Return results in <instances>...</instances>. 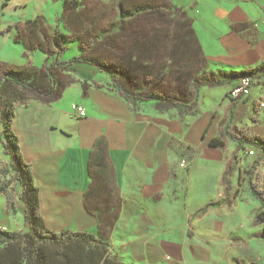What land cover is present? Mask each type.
Wrapping results in <instances>:
<instances>
[{"label":"crops","instance_id":"obj_1","mask_svg":"<svg viewBox=\"0 0 264 264\" xmlns=\"http://www.w3.org/2000/svg\"><path fill=\"white\" fill-rule=\"evenodd\" d=\"M83 2L75 7L67 0L66 6L52 16L53 24L48 28L56 62L64 63L84 53L90 56L92 36L96 38L101 34L106 49L114 47L118 38L129 45L133 36L137 42L131 48V56L125 59L133 68L126 65V69L132 70L135 77L139 75L141 69L136 58L141 51L137 50L141 44L136 35L139 27L108 24V20L103 19L95 30L90 26V0ZM135 9L121 16L129 22L141 11ZM212 12L208 13L212 15L211 28L203 32L210 66L230 73L249 70L264 62V36L260 39L258 35L259 32L264 35V24L260 23V19H264L263 8L245 13L242 20H252L253 26L245 24L228 39H220L219 33L227 30L239 14L228 12L224 20L225 13ZM36 16H24L20 21L0 18V33L7 31L12 37L9 50L0 40V66H43L50 61V55H46L42 46L47 38L39 24L51 20L46 21L43 12L39 20L32 21ZM15 43L20 46L14 47ZM229 45L228 54L220 50ZM68 67L60 68V78L55 82V86L60 83L59 95L55 99L49 102L33 98L27 105L16 106L13 121L22 152L32 164L44 225L52 230L93 233L109 243L111 253L129 264H187L190 259L188 224L198 228L201 236L216 237L233 216H226L236 166L235 150L226 146L227 138L232 137H226L224 146H212L209 141L220 136L224 129L235 132L228 131L221 121L209 123L208 116L203 114L189 124L186 140L195 152L187 154L191 165L186 175L189 190L182 213L185 218L180 214L175 216L174 188L170 185L175 162L174 128L163 117L150 118L141 107L126 100L122 92L126 89L115 87L113 77L120 82L128 78L127 74L124 77L123 73L84 61ZM254 75L259 77L258 84L253 83L235 100L237 104L244 98L241 105L249 115L253 114V120L237 116L235 122L244 123L242 128L264 137V107L256 105L259 98H264V74L257 71ZM77 102L86 109L83 117H78L71 109ZM235 103H231L229 111ZM237 148L253 149L259 154L253 146ZM228 167H231L229 188L224 190L223 174ZM260 168L263 170L262 166L254 169L251 163L245 171L247 180L248 171L253 182L255 171ZM213 202L221 204L198 214L201 208ZM18 209L15 214H8L6 196L0 194V229L28 230L24 207L19 217ZM180 217L185 219V227ZM97 225H101V234L96 232Z\"/></svg>","mask_w":264,"mask_h":264},{"label":"rangeland","instance_id":"obj_2","mask_svg":"<svg viewBox=\"0 0 264 264\" xmlns=\"http://www.w3.org/2000/svg\"><path fill=\"white\" fill-rule=\"evenodd\" d=\"M66 1L0 0V18L4 21H20L24 16L34 17L37 15L32 19V21H36L39 20L41 13L45 12L46 21L47 19L50 21L57 10L66 6ZM68 1L75 7L78 5L80 7L84 3V0ZM140 6L147 8L137 12L131 21L128 22L121 16L126 11ZM258 7L264 9V0H90V26L95 30L101 26L103 19L108 20V24L116 23L118 25L119 23L132 26L133 29L138 26L140 29L136 35L141 43L137 50L140 48L141 51L136 54V58L141 73L136 77L132 70L126 69L125 60L131 56V48L133 49L137 42L133 36L129 45L118 38L115 41V46L109 49L103 47L101 34L96 38L92 36L90 38V56L96 58L108 70L123 73L124 77L127 74L128 78L120 80V83L131 95L138 92L146 96L156 92L161 97L160 99L144 98L135 102L134 106L141 107L145 113L149 114L150 118L163 117L174 128L172 149L175 162L174 175L170 185L174 188L172 198L175 199L173 209L175 216L180 214L185 218L182 213L189 190L186 175L191 165L187 154L195 152L186 140L185 133L189 124L200 114H203L208 116L209 123L218 120L219 124L221 121L223 127L236 133L244 126V123L240 121L235 122L237 116L242 117L241 119L249 118V120L253 117V114L249 115L241 105L243 97L239 99L240 103L236 104L234 100L236 97L230 96V91L236 81L229 85V81H226L229 78V73L209 65L208 47L204 45L206 41L203 33L211 28L209 21L212 19V15L208 13L221 11V14L225 13L222 15L224 20L228 17L226 14L228 12L239 14L237 20L231 22L227 30L219 33L220 39H228L241 31L245 24L253 26L252 20L242 19L246 17L245 13L253 12V9ZM98 19L101 21L98 22ZM260 23L264 24L263 18L260 19ZM49 24H53V21L39 24L41 32L47 38L42 42V46L46 55H50L48 62L59 65L61 63L56 62V50L51 46ZM15 25L13 26L15 27ZM20 32L21 30L18 35ZM258 35L260 39L264 36L263 32H259ZM11 39L9 32L0 33V40L6 50L12 47L10 46ZM17 46L20 44L15 43L14 47ZM230 47V45L227 48L221 47L220 50L228 54ZM104 60L111 62L104 63ZM56 65L52 68L55 82L57 79L59 80L61 73L60 67ZM129 65L127 66L133 68L131 64ZM43 66L35 67L41 69ZM59 84L56 83L57 89L60 87ZM14 94L19 95L20 100L30 101L34 98L31 92L24 90L21 86L8 87L4 97L11 98ZM53 99L55 98L44 97L40 100L50 102ZM176 103L187 106L190 111L180 115L176 110ZM231 103L235 104L229 111ZM240 113L244 115L241 116ZM203 132H206V129ZM226 141V146L235 150L236 153L234 177L231 180L233 200L231 199V205L226 214V216H233L229 217V224L226 223L220 236L216 237L201 236L198 228L188 224L190 228H187L189 235L187 244H190L188 245L190 259L187 264H264L263 224L253 222V216L259 207V200L252 193L245 172L250 168L251 163L257 160L258 155L255 152L249 154V149L237 148L238 144L232 138H227ZM8 159L0 147V165ZM181 163L184 165L181 166ZM172 204L173 202L170 203V205ZM18 207L17 217L21 214L23 204L18 202ZM181 223L185 227V219L181 218ZM100 226L95 227L98 234H101ZM208 229L207 231H209ZM20 231L23 230L20 229Z\"/></svg>","mask_w":264,"mask_h":264},{"label":"trees","instance_id":"obj_3","mask_svg":"<svg viewBox=\"0 0 264 264\" xmlns=\"http://www.w3.org/2000/svg\"><path fill=\"white\" fill-rule=\"evenodd\" d=\"M146 8V6H140L135 11ZM81 61L104 67L96 58L85 53L59 65L48 62L41 69L32 64L22 68L0 66V124L2 125L0 147L2 153L9 158L0 165V194L6 196L8 214L16 213L18 202L23 204L24 219L29 226L27 231L0 229V264H129L121 260L118 255L111 253L109 243L93 233L81 230H52L44 225L32 164L23 154L20 138L13 126L16 106L27 105L29 101L20 100L19 95L15 94L11 98L4 97L8 87L21 86L24 90L31 92L34 99L56 98L59 90L55 86L52 68L56 65L68 69L70 64ZM257 71L264 74V62L249 70L230 72L226 81H236L242 76H252ZM113 81L115 87L123 88L115 77ZM254 84L258 82L255 81ZM122 92L126 100L133 105L144 98H161L156 92L146 96L136 93L131 95L127 90H122ZM176 109L180 115L190 111L187 106L180 103H176ZM255 109L258 111L256 106ZM228 135L235 139L240 147H255L259 154L257 160L252 163V167L254 169L257 166L264 167V137L247 128H241L237 133L227 132L224 129L220 131V136L212 138L209 144L224 146ZM230 170L231 167H228L223 174L224 190L229 188ZM248 173L250 189L259 200V207L254 214L253 222L263 224L262 235L264 237V171L262 168L257 169L253 182L250 171ZM220 204L219 202L209 203L201 208L198 214L204 213L210 207L220 206Z\"/></svg>","mask_w":264,"mask_h":264},{"label":"built area","instance_id":"obj_4","mask_svg":"<svg viewBox=\"0 0 264 264\" xmlns=\"http://www.w3.org/2000/svg\"><path fill=\"white\" fill-rule=\"evenodd\" d=\"M258 79H259L258 75L240 77L239 79L236 80L233 88L231 89L230 96L232 98H234V97H238L240 95H243L249 89V87H251L252 84L255 81H257ZM256 105L258 108H263L264 107V98H259L256 102ZM71 109H72L73 113L75 115H77L78 117L85 116L86 109H85L84 105H82L81 103H79V102L73 103L71 106ZM248 153L253 154L254 150L249 149ZM180 165L183 166L184 163H181Z\"/></svg>","mask_w":264,"mask_h":264}]
</instances>
